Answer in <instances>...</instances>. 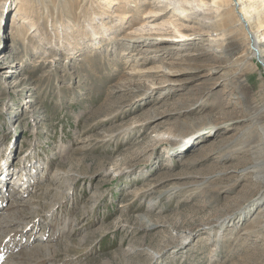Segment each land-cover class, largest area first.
<instances>
[{
	"label": "rangeland",
	"instance_id": "rangeland-1",
	"mask_svg": "<svg viewBox=\"0 0 264 264\" xmlns=\"http://www.w3.org/2000/svg\"><path fill=\"white\" fill-rule=\"evenodd\" d=\"M169 1L0 0V264H264V68Z\"/></svg>",
	"mask_w": 264,
	"mask_h": 264
},
{
	"label": "bare ground",
	"instance_id": "bare-ground-1",
	"mask_svg": "<svg viewBox=\"0 0 264 264\" xmlns=\"http://www.w3.org/2000/svg\"><path fill=\"white\" fill-rule=\"evenodd\" d=\"M107 1L109 3H112V2L114 3V0H107ZM182 1H186V0H170L169 4H171L172 6L171 7L167 6V7L170 10L171 9L174 10L173 12H175V14L177 15L179 14V17L183 19L190 20V21H196L197 20L196 16L185 14V9L187 8V6L182 4ZM209 1L211 2V5L215 7L216 12H217V15L213 18V22H214L213 27L209 29H212L211 34L220 35L222 39L223 45L221 46L222 47L221 52L223 55L225 54L228 56V59H226L227 61H226L225 66L226 67L235 66V70L238 73V71L241 68V65L244 62H246V60L252 59L254 57L261 63V65L264 68V41L260 40V35L258 34L260 30L264 29L263 28L264 27V0L260 8L254 7L252 5L254 0H209ZM236 6L237 8L239 7L237 11H235ZM165 8L166 6L162 5L159 7V11H162V10L164 11ZM176 10H179V12L178 11L176 12ZM234 13L236 15V20H237L236 24L238 25V28L242 30L243 31L242 33H244L246 36L245 42H243L242 39L239 37V35H237L232 30L231 28L232 26H226L227 19ZM207 33L208 32H206L205 30H202L199 28L198 30H193V34L191 35L186 34V36L184 35L183 38L179 39V41H181L180 44H186L187 42H191V40H193L194 38H201L203 35ZM160 35L163 37H168L170 34L168 35L160 34ZM145 38L146 37H139L137 39H132V40L137 41L139 39H145ZM167 39H170V38L168 37ZM178 44L179 43H177L176 45L175 44L172 45V47H170L169 49H171L172 52L173 50L181 49V45H178ZM242 45L243 47L245 45H248V50L246 52H243ZM206 46L209 47L211 46V44H208ZM206 46L198 45L194 50H196L197 51L196 53L198 54L212 53L209 51V49ZM216 57H222V56L217 55ZM247 65L249 64L247 63ZM234 73L235 72H233V75ZM236 77L239 78V76H236ZM219 141H221V144L218 145L220 147H223V145L225 146L229 142V140L226 141L223 138ZM235 150H236L235 147H233V148H228L225 151L228 152L226 154H233L235 153ZM254 168L255 170L253 169V171L256 173V174L254 173L256 180L258 179L261 182L262 191H264V161L260 160L257 164L254 165ZM251 186L253 187V185ZM254 187H256V184ZM255 213L257 215L256 217L264 216V204L263 206H260ZM227 217H225L221 221L222 226L226 222ZM148 218H149L148 214L139 216V220L142 222H145L144 223L145 226L151 225V222L148 221Z\"/></svg>",
	"mask_w": 264,
	"mask_h": 264
}]
</instances>
